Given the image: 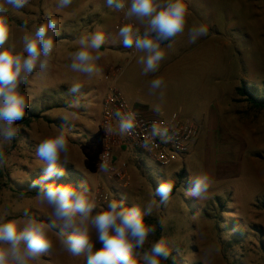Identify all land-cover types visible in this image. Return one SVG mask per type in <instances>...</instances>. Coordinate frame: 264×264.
<instances>
[{
  "label": "rangeland",
  "instance_id": "obj_1",
  "mask_svg": "<svg viewBox=\"0 0 264 264\" xmlns=\"http://www.w3.org/2000/svg\"><path fill=\"white\" fill-rule=\"evenodd\" d=\"M185 2V32L175 37L172 48L162 45L165 59L157 72L148 75L142 74L143 66L137 62L143 53L124 47L118 35L125 24L141 26L107 6L106 0H73L60 12L56 0H30L19 11L9 10L8 43L16 44L17 51H22V36L31 34L49 15L59 18L61 30L49 69L33 73L21 85L30 105L23 120L31 119L28 125L17 122L19 136L3 149L7 164L0 168V214L7 210L6 219L11 220L27 209L49 223L51 209L35 200L31 187L32 177L43 174L35 149L58 131L66 117L75 127L69 129L70 163L64 169H73L100 207L124 195L126 207L132 202L143 207L151 199L159 202L154 193L158 184L168 178L167 173L175 181L168 205L145 217L156 227L145 249L161 237L172 242L163 264H264V109L252 107L236 93L243 83L264 89V0ZM201 24L207 35L189 43L188 28ZM95 31L104 32L107 42L100 50L101 59L94 62L99 71L89 78L69 65L78 38ZM155 78L165 81L163 101L159 91L150 94L149 82ZM74 83L82 85L79 93L69 91ZM112 87L145 117L178 114L194 121L199 133L190 154L160 166L146 151L126 146L117 148L112 159L115 171L125 165L123 177L110 169L100 171L102 102ZM156 104L160 114L153 110ZM201 172L213 180L209 198L203 201L184 194L191 175ZM49 236L51 252L30 264H85L84 256L63 248L59 229L50 230ZM210 247L219 251L208 258Z\"/></svg>",
  "mask_w": 264,
  "mask_h": 264
},
{
  "label": "clouds",
  "instance_id": "obj_2",
  "mask_svg": "<svg viewBox=\"0 0 264 264\" xmlns=\"http://www.w3.org/2000/svg\"><path fill=\"white\" fill-rule=\"evenodd\" d=\"M29 3L30 0H0V168L7 164L4 146H10L19 136L17 122L24 119L30 106L21 85L27 83L33 73L49 69L55 37L61 30L59 18L49 15L31 34L22 36V51H17L16 44L8 43V13L10 9L19 11ZM72 3L73 0H56L57 11ZM106 4L142 27L141 31V27L128 23L119 28L118 35L124 47L143 53L137 61L143 66L142 74L157 72L165 59L162 45L166 43L167 48H172L175 37L185 32L188 16L185 0H106ZM207 33L203 24L192 26L187 31L188 42L194 44ZM77 42L79 47L71 54L69 67L91 78L99 71L94 62L101 59L100 50L107 37L104 32L95 31L81 35ZM81 88L80 83H74L69 91L79 93ZM164 88L163 78L149 82L150 94L159 91L161 101ZM153 110L160 114V104L154 105ZM115 115L119 134H130L136 126L137 114L117 111ZM74 127L65 117L58 131L36 145L35 155L42 161L43 174L32 181L31 187L37 189L35 200L51 209L49 223L37 220L27 209L22 217L11 220L6 219L7 210L0 214V264H30L39 260L51 252L53 241L49 232L55 229H59L63 248L73 256H84L85 264H163L168 261L171 241L161 237L145 249L146 242L156 232L155 225L147 223L145 217L152 215L154 209L168 205L175 181L167 173L168 178L158 184L154 193L159 202L151 199L144 202L143 207L135 202L126 207L128 197L124 195L119 201L112 199L100 207L88 187L55 182L65 175L64 165L70 163L69 129ZM105 131L111 133L112 129ZM168 132L167 127L156 123L151 126V136L165 143L171 139ZM143 146L149 148L147 143ZM99 169L108 170L104 163H100ZM212 184L207 172L191 175L184 194L206 200ZM160 225L165 226L164 220H160ZM97 243L100 247L95 246ZM218 251L210 247L206 257L211 258Z\"/></svg>",
  "mask_w": 264,
  "mask_h": 264
},
{
  "label": "built area",
  "instance_id": "obj_3",
  "mask_svg": "<svg viewBox=\"0 0 264 264\" xmlns=\"http://www.w3.org/2000/svg\"><path fill=\"white\" fill-rule=\"evenodd\" d=\"M116 74L117 72L111 75L115 76ZM117 111L121 113L132 111L137 114L135 119L136 126L130 134H119L118 120L115 115ZM153 123L169 129L168 135L171 139L167 143L158 138L154 139L151 136V126ZM100 128L103 133V149L99 163L106 164L107 168L119 177L124 176L122 171L125 169V165L118 171H115L112 166L114 151L117 148L124 149L126 146H131L134 149L144 150L158 165L169 166L190 154L191 144L196 141L199 133V129L194 121L188 120V118H184L178 114H173L170 118L155 119L135 112L128 105L127 100L121 92L113 87L110 88L109 93L102 102ZM107 128H111L112 132H106ZM145 143L148 144V149L143 146Z\"/></svg>",
  "mask_w": 264,
  "mask_h": 264
},
{
  "label": "trees",
  "instance_id": "obj_4",
  "mask_svg": "<svg viewBox=\"0 0 264 264\" xmlns=\"http://www.w3.org/2000/svg\"><path fill=\"white\" fill-rule=\"evenodd\" d=\"M259 87L257 86H249L243 83L240 87L236 89V93L243 97L247 102H249L252 107L264 109V89L259 90ZM40 116H37V118ZM31 118H27L25 120H22L21 122L25 125H28L30 123ZM41 175H35L32 177V180H36ZM52 182V181H49ZM57 184L64 183V184H72L73 186L80 188L81 186H84V184L81 182V179L78 178L77 174L73 171V169H67L65 170V175L63 177L57 178L55 180ZM85 187V186H84ZM32 192L36 196L37 189L32 187ZM146 219V218H145ZM148 223L151 221L147 220Z\"/></svg>",
  "mask_w": 264,
  "mask_h": 264
}]
</instances>
